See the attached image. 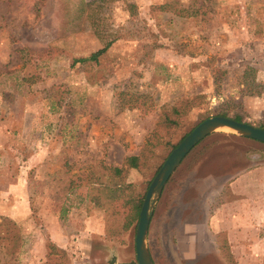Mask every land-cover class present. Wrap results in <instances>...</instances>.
Masks as SVG:
<instances>
[{
  "label": "rangeland",
  "instance_id": "rangeland-1",
  "mask_svg": "<svg viewBox=\"0 0 264 264\" xmlns=\"http://www.w3.org/2000/svg\"><path fill=\"white\" fill-rule=\"evenodd\" d=\"M217 112L264 126V0H0V264H135L133 200ZM262 148L220 128L182 158L151 212L154 264H237L173 247L176 195L198 163Z\"/></svg>",
  "mask_w": 264,
  "mask_h": 264
},
{
  "label": "crops",
  "instance_id": "crops-1",
  "mask_svg": "<svg viewBox=\"0 0 264 264\" xmlns=\"http://www.w3.org/2000/svg\"><path fill=\"white\" fill-rule=\"evenodd\" d=\"M259 156L256 151L231 150L189 172L190 183L175 196L181 222L171 224L173 247L182 256L206 259L223 245L237 264H264V160ZM47 232L59 248L74 241L60 230L47 227ZM91 236L83 238L87 257ZM92 260L89 264H97Z\"/></svg>",
  "mask_w": 264,
  "mask_h": 264
},
{
  "label": "water",
  "instance_id": "water-1",
  "mask_svg": "<svg viewBox=\"0 0 264 264\" xmlns=\"http://www.w3.org/2000/svg\"><path fill=\"white\" fill-rule=\"evenodd\" d=\"M227 128L236 135L264 143V128L231 117L214 114L196 123L168 152L144 192L135 224L133 250L135 264H154L147 247V230L156 200L182 158L205 136Z\"/></svg>",
  "mask_w": 264,
  "mask_h": 264
},
{
  "label": "trees",
  "instance_id": "trees-1",
  "mask_svg": "<svg viewBox=\"0 0 264 264\" xmlns=\"http://www.w3.org/2000/svg\"><path fill=\"white\" fill-rule=\"evenodd\" d=\"M110 44L109 42H106L100 49L92 52L89 54L88 57H81L78 58V61H85V60H93L95 61L98 57V55L104 51V49ZM218 115H223L226 116V114L224 112H217ZM233 119L241 121L240 117L238 115L233 116ZM258 127L264 128L263 125H259ZM175 145H173L172 147H174ZM125 161L128 162V165L131 167H135L136 166V157L135 156H128L125 158ZM115 171H118L117 168H115ZM143 193L139 194V197L135 198L133 200V207H132V214L131 216H129V219L127 221V225H129L131 222H134L137 218V213H138V209L141 203V198H142Z\"/></svg>",
  "mask_w": 264,
  "mask_h": 264
},
{
  "label": "bare ground",
  "instance_id": "bare-ground-1",
  "mask_svg": "<svg viewBox=\"0 0 264 264\" xmlns=\"http://www.w3.org/2000/svg\"><path fill=\"white\" fill-rule=\"evenodd\" d=\"M222 129H227V128H222ZM229 130V129H228Z\"/></svg>",
  "mask_w": 264,
  "mask_h": 264
}]
</instances>
